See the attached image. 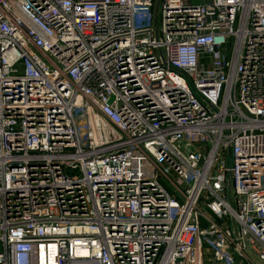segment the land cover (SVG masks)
<instances>
[{"label": "built area", "instance_id": "built-area-1", "mask_svg": "<svg viewBox=\"0 0 264 264\" xmlns=\"http://www.w3.org/2000/svg\"><path fill=\"white\" fill-rule=\"evenodd\" d=\"M259 262L264 0H0V264Z\"/></svg>", "mask_w": 264, "mask_h": 264}, {"label": "water", "instance_id": "water-1", "mask_svg": "<svg viewBox=\"0 0 264 264\" xmlns=\"http://www.w3.org/2000/svg\"><path fill=\"white\" fill-rule=\"evenodd\" d=\"M228 190H229V199H230V202L232 205H234V194H233V186H232V182L229 181L228 183ZM234 230H235V233L237 234V226L236 224L234 223Z\"/></svg>", "mask_w": 264, "mask_h": 264}, {"label": "rangeland", "instance_id": "rangeland-1", "mask_svg": "<svg viewBox=\"0 0 264 264\" xmlns=\"http://www.w3.org/2000/svg\"><path fill=\"white\" fill-rule=\"evenodd\" d=\"M167 188L171 191V192H173L174 191V187H173V185H169V184H167ZM249 252V251H248ZM249 253H251V252H249ZM207 264H209V263H207ZM259 264H263L262 262H259Z\"/></svg>", "mask_w": 264, "mask_h": 264}, {"label": "crops", "instance_id": "crops-1", "mask_svg": "<svg viewBox=\"0 0 264 264\" xmlns=\"http://www.w3.org/2000/svg\"><path fill=\"white\" fill-rule=\"evenodd\" d=\"M264 264V262H262Z\"/></svg>", "mask_w": 264, "mask_h": 264}]
</instances>
